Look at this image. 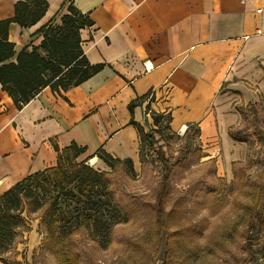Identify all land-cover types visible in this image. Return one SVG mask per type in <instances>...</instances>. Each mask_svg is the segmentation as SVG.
I'll return each instance as SVG.
<instances>
[{"label":"crops","instance_id":"crops-1","mask_svg":"<svg viewBox=\"0 0 264 264\" xmlns=\"http://www.w3.org/2000/svg\"><path fill=\"white\" fill-rule=\"evenodd\" d=\"M19 1L0 0V21ZM71 4L92 22L82 47L103 70L67 91L45 88L21 110L0 83V197L55 167V146L138 163L155 113L175 132L198 129L224 174L247 159L230 130L242 125V107L264 104V0H48L36 25H10L16 51L39 46L38 31L60 24Z\"/></svg>","mask_w":264,"mask_h":264},{"label":"rangeland","instance_id":"rangeland-1","mask_svg":"<svg viewBox=\"0 0 264 264\" xmlns=\"http://www.w3.org/2000/svg\"><path fill=\"white\" fill-rule=\"evenodd\" d=\"M242 108L247 115L242 131L250 141L243 162L245 176L240 166L236 173L221 172L194 129L175 132L169 117L153 112L163 117L156 124L151 114L152 124L141 133L138 163L106 164L101 154L94 166L89 165L94 157L77 160L108 172L110 204L97 213L86 210L87 199L78 202L72 197L56 224L49 250L43 245L41 219L29 220L30 232L12 249L18 253L17 262L264 264V225L250 231L247 223L248 208L258 199V186L264 184V144L255 135L264 133V105ZM166 175H170V189L165 208L170 214L160 230L154 201ZM261 193L258 211L264 217V190Z\"/></svg>","mask_w":264,"mask_h":264},{"label":"trees","instance_id":"trees-1","mask_svg":"<svg viewBox=\"0 0 264 264\" xmlns=\"http://www.w3.org/2000/svg\"><path fill=\"white\" fill-rule=\"evenodd\" d=\"M47 9L48 0L19 1L15 4L14 17L0 21V83L18 110L23 109L45 88L49 87L58 92L67 91L103 70V65H92L88 61L82 47L81 31L90 27L92 22L72 4L68 6V12L61 17L60 24L50 22L38 31L43 37L39 46L16 51L15 43L10 40V25L17 23L22 28L32 27L41 20ZM135 104L132 103L129 107L131 113ZM258 105L260 104H250L246 109L256 108ZM241 115L245 122V111L241 110ZM154 117L155 123L158 124L163 116ZM190 128L198 135V129ZM242 130V125L232 128L230 137L235 142L249 146L250 141ZM255 135L263 145L264 133L257 132ZM55 148L59 152L55 167L28 176L0 197V261L4 264H20L17 262L18 253L12 249L25 232H30L29 220L41 219L45 236L43 245L49 250L55 238L56 224L62 221L72 197L78 198V202L87 199V203H84L86 210L94 209L97 213L105 204H110L109 201L113 198L108 186V172L97 171L84 161L77 162L86 152V148H81L76 143L61 151L58 147ZM100 159L106 164L127 162L133 165L131 160L114 159L104 152L101 153ZM238 166L245 176L243 162L233 163V171L236 173ZM169 180L170 175H166L154 201L160 230L164 228L170 214L165 208L170 189ZM42 181L46 182V186ZM258 189V199L248 208L247 223L250 231L264 225V217L258 211L264 184L259 185ZM94 197L98 198L95 203Z\"/></svg>","mask_w":264,"mask_h":264},{"label":"built area","instance_id":"built-area-1","mask_svg":"<svg viewBox=\"0 0 264 264\" xmlns=\"http://www.w3.org/2000/svg\"><path fill=\"white\" fill-rule=\"evenodd\" d=\"M188 129H189V127L183 126V127L180 128V132H181L182 134H185V133L187 132ZM93 159H94V158H92V159L90 160V163H89L90 166H94V164H96V163H93Z\"/></svg>","mask_w":264,"mask_h":264},{"label":"bare ground","instance_id":"bare-ground-1","mask_svg":"<svg viewBox=\"0 0 264 264\" xmlns=\"http://www.w3.org/2000/svg\"><path fill=\"white\" fill-rule=\"evenodd\" d=\"M93 163H98V159L94 158Z\"/></svg>","mask_w":264,"mask_h":264}]
</instances>
